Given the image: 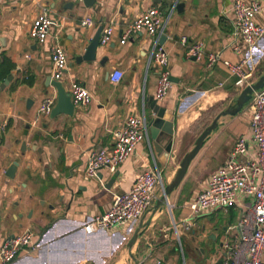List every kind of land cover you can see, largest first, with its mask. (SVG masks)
I'll list each match as a JSON object with an SVG mask.
<instances>
[{
  "label": "crops",
  "instance_id": "obj_1",
  "mask_svg": "<svg viewBox=\"0 0 264 264\" xmlns=\"http://www.w3.org/2000/svg\"><path fill=\"white\" fill-rule=\"evenodd\" d=\"M178 1L185 2L181 12L177 8L166 12V3L154 0H95L91 4L0 0V83L11 76L0 91V238L32 229L38 242L35 253L21 255L10 264H136V259L139 264H220L222 235L250 205V198L242 205L200 216L201 220L198 217L191 230L181 228L188 231L187 252L180 231L177 237L171 224L182 217V205L201 192L207 177L226 162L238 138H251L250 103L237 115L219 119V127L192 161L168 205L154 206L144 219L115 231L87 232L83 227L110 208L115 194L129 191L143 171L158 168L164 183L171 182L199 134L242 91L221 61L207 69L204 62L188 58L180 43L186 35L190 41L202 42L207 52L229 47L234 0ZM153 6L162 9L167 22L164 44L173 79L168 95L157 104L176 116L172 152L162 164L146 138L115 172L103 169L87 179L90 154L112 146L114 131L128 116L145 117L147 122L155 116L150 106L159 76L152 61L155 39L142 33L120 43L124 28ZM44 8L53 25L47 41L41 43L30 37L29 29ZM85 17H91L95 25L82 26ZM258 19L264 22V12ZM107 25L114 26L112 41L99 44L94 60L79 59L98 29ZM54 42L68 55L67 69L58 81L69 94L73 81L83 83L93 100L84 106L74 104L73 115H43L35 122L44 98L57 96L50 79L54 80ZM252 56L248 68L255 81L264 73V37ZM224 57L238 59L229 48ZM116 71L123 72L117 83L112 81ZM253 151L254 146L250 149L254 157ZM15 161L17 171L10 178L6 172ZM157 195H162L160 189ZM139 228L143 234L130 248L128 243Z\"/></svg>",
  "mask_w": 264,
  "mask_h": 264
},
{
  "label": "built area",
  "instance_id": "obj_2",
  "mask_svg": "<svg viewBox=\"0 0 264 264\" xmlns=\"http://www.w3.org/2000/svg\"><path fill=\"white\" fill-rule=\"evenodd\" d=\"M232 12L233 35L227 48L238 56L236 61L224 57L227 48L207 52L202 42L190 41L186 35L180 37V43L186 48L188 58L204 62L207 69L221 61L230 74L236 77L237 87L243 89L254 82V74L249 70L248 63L253 58L254 48L264 37V22L258 19L264 12V5L260 0H234ZM52 25L49 11L44 8L33 19L29 35L44 43L50 35ZM81 25L93 27L95 22L91 17H85ZM166 25L162 9L153 6L128 24L120 39V43L125 44L130 38L142 33L155 39L152 61L159 72L154 94L157 101L163 100L172 86L170 53L165 44L160 42ZM113 37L114 26L107 25L101 32L100 44L108 45ZM51 55L53 78L60 80L68 66L67 52L62 45L54 42L51 45ZM122 75V71L114 72L112 81L119 82ZM70 95L76 105H88L93 100L89 89L77 81L71 83ZM56 102V95L45 97L38 108L35 122L41 116L51 114ZM250 109L251 138H238L226 162L212 173L201 192L182 205L184 215L178 220L173 219V228L179 235L180 227L191 230L198 217L221 207L242 205L250 198L252 202L241 211L237 222L226 227V235L218 251L220 264H264V87L254 93ZM113 137L112 146L100 148L90 154L85 178L96 177L103 169L115 172L135 152L137 145L149 138L145 117L128 116L122 126L114 131ZM252 146L254 157L250 156ZM164 184L160 169L143 171L129 191L115 194L110 208L92 217L84 224V229L87 232L115 231L132 221L144 219L155 206L159 198L158 190L163 192ZM37 249L36 233L32 229L0 238V262L10 264L21 255L33 254Z\"/></svg>",
  "mask_w": 264,
  "mask_h": 264
},
{
  "label": "water",
  "instance_id": "obj_3",
  "mask_svg": "<svg viewBox=\"0 0 264 264\" xmlns=\"http://www.w3.org/2000/svg\"><path fill=\"white\" fill-rule=\"evenodd\" d=\"M89 1L90 4L95 2V0H84L85 3H89ZM154 1L158 3L164 1L167 5L166 12H169L174 8H177V10L181 12L182 10H184L185 7V2H179L178 0ZM102 30V27L98 29L97 33L87 46L85 54L82 56L83 58L81 57L79 59L94 60L96 58V53L100 44V36ZM167 39L168 36L166 34H163L160 42L163 44ZM10 78L11 76L5 79L4 82L0 83V91L4 89L7 84H9ZM50 79L52 80L51 84H53L57 89V102L51 112V117H55L61 113L73 115L75 107L71 99V95L65 90L61 82L55 79L53 80L52 78ZM263 87L264 73L256 81L243 88L238 97L234 100V102L229 107L222 110L214 118V120L199 134V136L195 140L194 146L189 151H187L181 158L178 169L172 181L164 184L162 195L156 200V208L168 205L171 194L179 187V185L185 178L192 161L197 156L201 148L204 146L212 132L219 127V119L222 116L237 115L238 113L242 112L243 109L251 102L254 93L262 89ZM150 106L153 109V113L155 116L147 122L148 135L152 142L153 149L160 156L161 163L166 164L172 152L176 116L172 114L170 110L161 107L159 104H157L156 99L151 100ZM17 166L18 162L15 161L7 170L6 175L10 178H14L17 171ZM113 181L114 179L111 180L110 184L113 183ZM142 234L143 232L141 231V229H137L132 238L130 239L128 246L131 248L135 244L139 236H141ZM136 264H139V261L137 259Z\"/></svg>",
  "mask_w": 264,
  "mask_h": 264
},
{
  "label": "rangeland",
  "instance_id": "obj_4",
  "mask_svg": "<svg viewBox=\"0 0 264 264\" xmlns=\"http://www.w3.org/2000/svg\"><path fill=\"white\" fill-rule=\"evenodd\" d=\"M260 76H257V78H256V80L259 78ZM255 78V77H254ZM255 80V81H256ZM216 171V170H215ZM215 171H213L212 173H214ZM212 173L207 177V179H206V181L208 182V180L210 179V177H211V175H212ZM175 213V216H176V218L178 219V217H179V213H178V211H175L174 212ZM185 213V212H184ZM184 214H182V216H183ZM202 219V217H200V220ZM133 222H135V221H132V222H130V223H128L127 225H125V227H127V226H129L131 223H133ZM171 231L178 237L179 235L176 233V231H175V229L173 228V220H172V224H171ZM179 231H180V233H181V239H182V242H183V244H184V249L186 250V252H187V241H188V239L186 238V235H187V233L186 232H188V231H184L183 232V230L181 229V227H180V229H179ZM220 234H221V231L219 232ZM225 233L222 235V238H224L225 237ZM217 242V241H216Z\"/></svg>",
  "mask_w": 264,
  "mask_h": 264
}]
</instances>
